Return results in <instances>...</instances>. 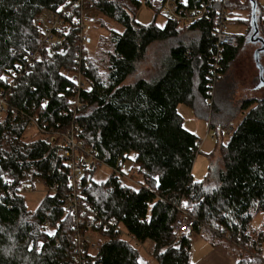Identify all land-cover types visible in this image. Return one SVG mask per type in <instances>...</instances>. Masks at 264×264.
I'll use <instances>...</instances> for the list:
<instances>
[{"label": "trees", "instance_id": "1", "mask_svg": "<svg viewBox=\"0 0 264 264\" xmlns=\"http://www.w3.org/2000/svg\"><path fill=\"white\" fill-rule=\"evenodd\" d=\"M140 5L141 0H96L94 10L123 30L112 33L110 49L99 42L95 60L105 71L98 74L90 64L83 108L74 119L68 110L73 93L69 75L77 41L72 40L66 56L42 57L14 87L0 79L7 104L0 115V264H78L73 218L65 207L68 164L57 142L47 145L24 135L32 116L58 130L71 121L79 126L81 149L121 172L111 171L100 183L91 179L95 169L84 175L89 211L102 222L115 218L131 238L152 244L147 258L112 230L99 229L106 242L97 253L86 254L84 264H190L189 235L202 229L237 247L236 264H264L259 248L264 230L255 240L249 233L253 215L264 212V98L234 101L233 86L223 85L209 105L210 78L217 72L223 81L238 47L222 51L216 70L211 20L142 26L134 21ZM239 7L251 12L249 0L242 5L233 0L227 7L231 23L248 22L240 18ZM67 9L68 0H0V77L36 50L34 20ZM257 23L259 28L258 17ZM238 37L240 43L244 36ZM154 43H168L166 56L153 66V74L138 77ZM179 105L206 121L217 138L228 121L241 118L226 144L216 141L200 182L192 179L198 138L184 129ZM127 162L136 168L137 186L122 182L132 169L125 171ZM28 174L47 188L33 212L21 193ZM178 209L192 214L190 234L173 229Z\"/></svg>", "mask_w": 264, "mask_h": 264}, {"label": "built area", "instance_id": "2", "mask_svg": "<svg viewBox=\"0 0 264 264\" xmlns=\"http://www.w3.org/2000/svg\"><path fill=\"white\" fill-rule=\"evenodd\" d=\"M233 0H151L150 4L159 10L172 24L189 26L202 19L211 20L212 33L214 38L215 55L212 67L217 70L218 62L222 58V51L225 48H236L239 45L238 34L230 28L231 17L227 7ZM197 2V3H196ZM69 9L62 12H54L46 17L39 16L34 20V25L39 34L37 48L29 56L25 57L22 63H16L3 75L1 83L5 86L14 87L19 79L28 73L31 67L42 57L52 58L55 56H66L72 47V40L77 41L74 50V64L69 75L73 84V93L68 106L72 118L76 112L83 108L81 93L86 86V73L90 67L84 44L88 42L85 25V13L94 9L96 0H68ZM210 78L208 101L211 103L214 85L219 80V75L214 73ZM7 111L5 98L2 96L0 87V115ZM238 124V123H237ZM236 124V126H237ZM228 123L222 128V132L230 136L235 127ZM80 129L73 121L64 130H58L52 126L39 122L32 116L26 123V133H32L34 141H43L47 145L58 143L59 155L68 164L67 182L70 194L65 200V207L68 214L73 218L74 237L76 240V261L84 264L86 254L97 253L100 247L106 242V236L96 231L101 229L104 232L109 230L118 235L121 240L130 241L132 246L140 250L147 256L150 253L145 249L143 243L131 238L113 217L107 218L103 222L96 219L95 215L89 211L87 196L83 192L88 185L82 184V179L87 172L93 171L97 166H106L99 162L89 151H83L77 139ZM198 150V142L196 143ZM120 163L118 164V167ZM107 167V166H106ZM109 168V167H108ZM120 175L118 169L112 170ZM128 175L127 177H129ZM126 177V176H123ZM132 179V176L130 177ZM137 181L134 182V185ZM139 186V185H138ZM56 186H52L54 192ZM179 217L173 225L177 233L190 234L193 226L192 214L188 209H178ZM80 227L86 228L80 232ZM94 230L92 231V229Z\"/></svg>", "mask_w": 264, "mask_h": 264}, {"label": "rangeland", "instance_id": "3", "mask_svg": "<svg viewBox=\"0 0 264 264\" xmlns=\"http://www.w3.org/2000/svg\"><path fill=\"white\" fill-rule=\"evenodd\" d=\"M239 5H242L245 0H237ZM257 2V17L260 21L259 35L264 39V0H256ZM240 18L247 20L246 23L232 22L230 28L233 32L237 34H242L244 37L238 45V53L236 58L230 63L227 73L220 82L214 85L213 96L211 97V103L215 99L216 88H223L225 86H233L232 95L230 96L232 100L239 101L249 98H264V87L259 85L258 69L253 61V55L257 49L256 44L250 42L251 30L247 32V27L249 26V14L250 12L245 10H240ZM48 14H43V18ZM134 21L138 25L148 26L154 25L158 28H163L167 22L166 18L161 12H159L150 3L147 5L143 0H141V5L134 14ZM85 25L88 29L86 35L88 37V42L84 44L87 56L89 58L90 64L94 67L98 74L103 73L104 68L100 63L96 64L95 52L98 51L100 45H104L105 48L110 49V40L112 33H121L122 27L112 21L100 15L97 11L90 10L85 13ZM247 32V33H246ZM102 42L101 44L99 42ZM168 49V43H154L150 45L148 51L146 52V60L143 65L139 67L138 77L146 78L153 74L155 71L153 66L166 56ZM260 63L264 69V52L260 53ZM131 78L128 81H132ZM213 99V100H212ZM211 103L209 105H211ZM179 109L186 110L187 114L179 112ZM177 112L183 119V127L188 132L194 134L198 138V150L196 152V157L194 164L192 166V179L195 182H200L203 180L207 167L209 164V153L212 151L216 141L218 140L222 144H226L229 140L228 135L223 133L221 138H217L213 129L208 126V123L203 120H196L193 118L192 111L184 106L179 105ZM192 114V115H191ZM240 117L234 120L228 121V123L234 124L236 126L240 121ZM225 124V125H226ZM223 128V127H222ZM27 138L34 142V137L32 133H26ZM35 136V135H33ZM132 164L129 162L125 165V171L130 170ZM131 172L126 177L122 178V182L127 185L134 186V182L139 179L136 168H132ZM110 169L104 165L97 166L92 172L91 179L94 182L100 183L108 179L110 175ZM132 176V179L130 178ZM137 186V184L135 185ZM47 192V188L43 181L39 178L32 177V174H28L21 184V193L24 197L26 209L30 212L35 211L42 200L44 199ZM264 230V212H258L253 215L250 226L249 233L252 239H256V234L259 231ZM191 240V253H190V264H236L238 260L237 247L229 243L225 238H221L206 229L200 230L198 233H192L189 235ZM144 244V248L151 254L152 245ZM260 254L264 262V239L260 241L259 244ZM143 256H148L143 253L142 249L139 250ZM150 264H155L153 261Z\"/></svg>", "mask_w": 264, "mask_h": 264}, {"label": "water", "instance_id": "4", "mask_svg": "<svg viewBox=\"0 0 264 264\" xmlns=\"http://www.w3.org/2000/svg\"><path fill=\"white\" fill-rule=\"evenodd\" d=\"M251 3V12H250V27H251V35L253 38L250 40L252 44H257L260 42V48H257L253 55V61L258 69V77H259V85L264 87V69L260 63V53L264 52V39L256 38L259 35L258 23H257V3L256 0H249Z\"/></svg>", "mask_w": 264, "mask_h": 264}, {"label": "crops", "instance_id": "5", "mask_svg": "<svg viewBox=\"0 0 264 264\" xmlns=\"http://www.w3.org/2000/svg\"><path fill=\"white\" fill-rule=\"evenodd\" d=\"M258 29H259V28H258ZM259 30H260V29H259ZM260 60H261V59H260ZM180 111L183 112V113H185V114H187L186 110H181V109H179V112H180ZM191 115H192V114H191ZM213 148H214V147H213ZM212 151H213V149H212ZM212 151H211V152H212ZM211 152H210V153H211ZM210 153H209V154H210ZM144 244H148V241H146ZM150 245H152V244H150Z\"/></svg>", "mask_w": 264, "mask_h": 264}, {"label": "flooded vegetation", "instance_id": "6", "mask_svg": "<svg viewBox=\"0 0 264 264\" xmlns=\"http://www.w3.org/2000/svg\"><path fill=\"white\" fill-rule=\"evenodd\" d=\"M256 38H260V36H257ZM251 39H253V38L250 37V40H251ZM261 39H263V38L261 37ZM251 41H252V40H251ZM255 46H257V48H260V46H261V45H260V42L257 43Z\"/></svg>", "mask_w": 264, "mask_h": 264}, {"label": "snow or ice", "instance_id": "7", "mask_svg": "<svg viewBox=\"0 0 264 264\" xmlns=\"http://www.w3.org/2000/svg\"><path fill=\"white\" fill-rule=\"evenodd\" d=\"M0 79H3V77H0Z\"/></svg>", "mask_w": 264, "mask_h": 264}]
</instances>
